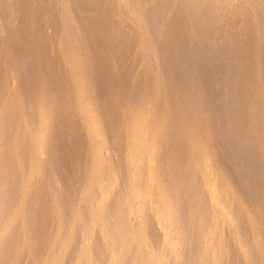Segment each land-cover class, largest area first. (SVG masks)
<instances>
[{
    "label": "rangeland",
    "instance_id": "374dc122",
    "mask_svg": "<svg viewBox=\"0 0 264 264\" xmlns=\"http://www.w3.org/2000/svg\"><path fill=\"white\" fill-rule=\"evenodd\" d=\"M262 65L264 0H0V264H264Z\"/></svg>",
    "mask_w": 264,
    "mask_h": 264
},
{
    "label": "bare ground",
    "instance_id": "6f19581e",
    "mask_svg": "<svg viewBox=\"0 0 264 264\" xmlns=\"http://www.w3.org/2000/svg\"><path fill=\"white\" fill-rule=\"evenodd\" d=\"M153 14H154V13H153ZM153 17H154V16H153ZM156 18H157V17H156ZM192 19H193V18H192ZM216 20H217V19H216ZM155 23H156V22H155ZM155 23H154V24H155ZM193 23H194V22H193ZM196 23H197V22H196ZM154 24H153V25H154ZM156 24H157V23H156ZM194 25H195V23H194ZM197 25H198V24H197ZM195 26H196V25H195ZM199 26H200V25H199ZM153 27H154V26H153ZM190 27H191V26H190ZM250 28H251V27H250ZM165 29H166V28H165ZM191 29H192V28H191ZM200 29H201V27H200ZM204 29H206V28H204ZM220 29H221V27H220ZM198 30H199V29H198ZM155 31H156V29H155ZM203 31H204V30H203ZM211 31H212V30H211ZM219 31H220V30H219ZM246 31H247V30H246ZM252 31H253V30H252ZM159 32H160V31H159ZM165 32H166V31H165ZM205 32H206V31H205ZM170 33H171V32H170ZM192 33H193V32H192ZM200 33H201V32H200ZM206 33H207V32H206ZM206 33H205V34H206ZM252 33H254V32H252ZM168 34H169V33H168ZM195 34H196V33H195ZM166 35H167V33H166ZM199 35H200V34H199ZM104 36H106V35H104ZM160 36H161V35H160ZM192 36H193V35H192ZM198 37H199V36H198ZM168 38H169V37H168ZM192 38H193V37H192ZM202 38H203V36H202ZM95 39H96V38H95ZM108 40H109V39H108ZM194 40H195V39H194ZM104 41H105V40H104ZM114 42H115V41H114ZM195 43H196V42H195ZM195 43H194V44H195ZM99 44H100V43H99ZM173 44H174V43H173ZM232 45H233V44H232ZM204 46H205V45H204ZM204 46H202V47H204ZM262 46H263V45H262ZM130 47H131V46H130ZM104 48H105V47H104ZM115 48H116V47H115ZM193 48H194V47H193ZM211 48H212V47H211ZM216 48H217V47H216ZM170 49H171V48H170ZM118 51H119V50H118ZM209 51H210V49H209ZM209 51H206V52H209ZM193 52H194V51H193ZM200 52H201V51H200ZM203 52H205V51H202V53H203ZM223 52H224V51H223ZM116 53H117V52H116ZM175 53H176V52H175ZM175 53H174V54H175ZM195 53H196V52H195ZM209 53H210V52H209ZM262 53H263V51H262ZM120 54H121V53H120ZM176 54H177V53H176ZM191 54H192V53H191ZM215 54H216V53H215ZM178 55H179V54H178ZM204 55H205V54H204ZM209 55L211 56V54H209ZM209 55L206 54L205 57H206V56H209ZM175 56H176V55H175ZM191 56H192V55H191ZM218 57H219V56H218ZM183 58H184V57H183ZM194 58H195V57H194ZM207 58H208V57H207ZM209 58H210V57H209ZM174 59H175V58H174ZM210 59H211V58H210ZM213 59H214V58H213ZM245 59H246V58H245ZM105 60H106V59H105ZM119 60H120V59H119ZM125 60H126V59H125ZM181 60H182V59H181ZM116 61H117V60H116ZM182 61H183V60H182ZM113 62H114V61H113ZM120 62H121V61H120ZM179 62H180V61H179ZM107 63H108V62H107ZM218 63H219V62H216L215 67L218 65ZM237 63H238V62H237ZM177 64H178V63H177ZM213 65H214V64H213ZM220 65H221V64L218 65V68H220ZM238 65H239V64H238ZM110 66H111V65H110ZM183 66H184V65H183ZM199 66H200V65H199ZM221 66H222V65H221ZM195 67H198V66L196 65ZM201 67H203V64H202ZM208 67H210V66H208ZM178 68H179V67H178ZM206 68H207V65H206ZM223 68H224V67H223ZM93 69H94V68H93ZM95 69H96V68H95ZM133 69H134V68H133ZM174 69H175V68H174ZM181 69H182V68H181ZM181 69H179V70H181ZM196 69H198V68H196ZM211 69H212V67H211L210 69H208V70H211ZM221 69H222V68H220V71H221ZM229 69H230V68H229ZM231 69H233V68H231ZM238 69H239V68H238ZM251 69H252V68H251ZM251 69H250V71H251ZM26 70H27V69H26ZM111 70H113V69L111 68ZM128 70H130V68H129ZM135 70H136V69H135ZM199 70H200V69H199ZM199 70H196L195 73H196L197 71H198V72L201 71V70H200V71H199ZM203 70L205 71V69H203ZM208 70H206V71H208ZM93 71H94V70H93ZM132 71H134V70H132ZM170 71H171V69H170ZM170 71H169V72H170ZM212 71H213V70H212ZM225 71H226V70H225ZM238 71H239V70H238ZM248 71H249V70H248ZM258 71H259V70H258ZM50 72H51V71H50ZM178 72H179V71H178ZM201 72H203V71H201ZM209 72H210V71H209ZM234 72H235V71H234ZM241 72H243V71H241ZM131 73H132V72H131ZM162 73H163V72H162ZM167 73H168V72H167ZM172 73H173V72H172ZM174 73L176 74V72H174ZM180 73L182 74V72H180ZM215 73H216V70H215V72H213V74H215ZM220 73H221V72H220ZM223 73H224V72H223ZM226 73L230 74L231 72H230V73H229V72H226ZM239 73H240V72H239ZM248 73H249V72H248ZM250 73H251V72H250ZM170 74H171V73H170ZM204 74H205V73H203V75H201V73H200L201 76H204ZM206 74H207V72H206ZM209 74L211 75L212 72H210ZM213 74H212V76H213ZM216 74L219 75V72L216 73ZM216 74H215V75H216ZM228 74H227V75H228ZM118 75H119V74H118ZM179 75H180V74H179ZM195 75H196V74H195ZM210 75H209V76H210ZM215 75H214V76H215ZM225 75H226V74H225ZM233 75H234V74H233ZM94 76H95V75H94ZM96 76H97V75H96ZM171 76L173 77L174 75H171ZM177 76H178V74H177ZM180 76H181V75H180ZM182 76H184V75H182ZM192 76H193V75H192ZM212 76H211V77H212ZM223 76H224V75H223ZM229 76H230V75H229ZM229 76L227 77V80L230 79ZM169 77H170V76H169ZM169 77H168V78H169ZM175 77H176V76H175ZM194 77H195V76H194ZM204 77H205V76H204ZM204 77H203V78H204ZM217 77H219V76H217ZM217 77H214V78H216V80H217ZM221 77H222V75H221ZM201 78H202V77H201ZM207 78H208V77H207ZM209 78H210V77H209ZM219 78H220V77H219ZM225 78H226V77H225ZM225 78H220V79H225ZM228 78H229V79H228ZM253 78H254V77H253ZM111 79H112V78H111ZM169 79H170V78H169ZM173 79H175V78H173ZM176 79H178V78H176ZM205 79H206V78H205ZM220 79L218 80L219 82H220V81H223V80H220ZM180 80H181V79H180ZM185 80H186V78H185ZM212 80L215 81V79H211V81H212ZM225 80H226V79H225ZM95 81H96V80H95ZM113 81H114V80H113ZM238 81H239V80H238ZM240 81H241V80H240ZM242 81H243V80H242ZM101 82H102V81H101ZM178 82H180V81H178ZM186 82H188V80H187ZM216 82H217V81H216ZM234 82H235V81H234ZM234 82H233V83H234ZM172 83L174 84L175 81H173ZM211 83H212V82H211ZM227 83H228V81H227ZM229 83H230V82H229ZM180 84H181V83H180ZM182 84H183V83H182ZM184 84H185V83H184ZM189 84H190V83H188V85H186V87L189 86ZM193 84H194V83H192V85H193ZM203 84H204V83H203ZM203 84H202V85H203ZM207 84H208V83H207ZM209 84H210V82H209ZM223 84H226V83H223ZM234 84H236V83H234ZM234 84H233V88H234V86H235ZM33 85H34V83H33ZM93 85H94V84H93ZM192 85H190L189 88L192 87V89H193V86H192ZM210 85H212V84H210ZM216 85L220 86L221 84H220V85H219V84H215V86H216ZM243 85H244V84H243ZM102 86H103V85H102ZM146 86H147V85H146ZM173 86H175V85H173ZM173 86H171V87L173 88ZM195 86H196V85H195ZM212 86H213V85H212ZM212 86H211V87H212ZM221 86H222V85H221ZM224 86H225V85H224ZM224 86H223V87H224ZM98 87H99V86H98ZM118 87H119V86H118ZM148 87H149V86H148ZM175 87H176V86H175ZM177 87H178V84H177ZM177 87H176V88H177ZM180 87H182V86L180 85ZM180 87H178V88L181 89ZM197 87H198V86H197ZM211 87H210V88H211ZM223 87H220L221 92H222V91L224 92V90H222ZM227 87H229V85H228ZM237 87H238V85H237ZM237 87H236V88H237ZM243 87H244V86H242V88H243ZM246 87H247V86H246ZM251 87H252V86H251ZM95 88H96V87H95ZM95 88H94V89H95ZM105 88H106V87H104V89H105ZM115 88H116V87H115ZM210 88H209V89H210ZM213 88H214V87H213ZM230 88H231V87H230ZM230 88H229V89H230ZM244 88H245V87H244ZM254 88H255V87H254ZM32 89H33V87H32ZM108 89H109V88H108ZM182 89H183V87H182ZM184 89H185V85H184ZM218 89H219V87H218ZM229 89H228V91H229ZM237 89H238V88H237ZM248 89H250V88H248ZM110 90H111V89H110ZM110 90H109V91H110ZM115 90H116V89H115ZM145 90L148 91V88L146 87ZM173 90H175V89H173ZM214 90H215V89H214ZM214 90H213V93H214ZM244 90H245V89H244ZM255 90H256V89H255ZM149 91H150V89H149ZM149 91H148V92H149ZM219 91H220V90H219ZM232 91H233V90H232ZM247 91H248V90H247ZM106 92H108V91L106 90V91H105V94H106ZM121 92H122V91H121ZM187 92H189V91H187ZM198 92H199V91H198ZM211 92H212V91H211ZM217 92H218V91H217ZM223 92H222V93H223ZM229 92H230V91H229ZM235 92H236V91H235ZM252 92H253V91H252ZM252 92H251V93H252ZM114 93H116V92H114ZM191 93H192V92H191ZM195 93H196V92H194V94H195ZM209 93H210V92H209ZM231 93H232V92H230V94H231ZM240 93H241V92H240ZM245 93H246V92H245ZM103 94H104V93H103ZM107 94H108V93H107ZM116 94H117V93H116ZM123 94H124V93H123ZM204 94H205V93H204ZM218 94H220V93H218ZM225 94H226V92H225ZM225 94H224V95H225ZM254 94H255V93H254ZM188 95H189V94H188ZM195 95H199V94H195ZM207 95H208V94H207ZM210 95H211V93H210ZM216 95H217V94H216ZM241 95H242V94H241ZM249 95H251V94H249ZM102 96H103V95H102ZM117 96H118V95H117ZM117 96H116V97H117ZM177 96H178V95H177ZM181 96H182V95H181ZM185 96H186V95H185ZM190 96H192V95H190ZM190 96H189V97H190ZM203 96H204V95H203ZM213 96H214V95H213ZM217 96H218V95H217ZM221 96H222V94H221ZM238 96H240V95H238ZM252 96H253V95H252ZM255 96H256V95H255ZM255 96H254V97H255ZM113 97H114V96H113ZM230 97H231V95H230ZM230 97H229V98H230ZM234 97H235V96H234ZM106 98H107V97H106ZM181 98H182V97H181ZM197 98L199 99V97H197ZM206 98H207V97H206ZM212 98H213V97H212ZM216 98H217V97H216ZM218 98H219V97H218ZM241 98H242V97H241ZM244 98H245V96H244ZM258 98H260V97L258 96ZM107 99H108V98H107ZM111 99H112V98H111ZM113 99H115V98H113ZM122 99H123V98H122ZM126 99H128V98H126ZM166 99H167V98H166ZM169 99H170V97H169ZM175 99H176V98H175ZM175 99H173V100L175 101ZM193 99H194V98H193ZM195 99H196V97H195ZM200 99H202V98H200ZM219 99H220V98H219ZM219 99H218V101H219ZM221 99H222V98H221ZM236 99H237V98H236ZM238 99H239V98H238ZM238 99H237V100H238ZM116 100H117V98H116ZM138 100H139V99H138ZM162 100H163V99H162ZM173 100H171L170 103H171V102L173 103ZM179 100H180V99H179ZM202 100H203V99H202ZM204 100H205V99H204ZM222 100H223V101H221V102L223 103V102H224V99H222ZM227 100H228V99H227ZM241 100H242V99H241ZM246 100H247V98H246ZM246 100L244 99V101L247 103L248 101H246ZM109 101L111 102V100H109ZM163 101H164V100H163ZM163 101H162V102H163ZM180 101H181V100H180ZM197 101H198V100H197ZM218 101H217V102H218ZM225 101H226V100H225ZM239 101H240V100H239ZM114 102H115V101H114ZM126 102H127V101H126ZM129 102H130V99H129ZM136 102H137V101H136ZM185 102H186V101H185ZM193 102H194V101H193ZM198 102H200V101H198ZM201 102L203 103V101H201ZM204 102H205V101H204ZM212 102H213V101H212ZM245 102H243V104H244ZM257 102H258V101H257ZM175 103H176V102H175ZM177 103H178V101H177ZM186 103H187V102H186ZM190 103H192V102H190ZM110 104H111V103H110ZM116 104H117V103H116ZM213 104H214V103H213ZM215 104H216V106H218L217 103H215ZM220 104H221V103H220ZM247 104H248V103H247ZM259 104H260V105H259ZM259 104H258V106L261 107V103H259ZM182 105H184V104H182ZM182 105H181V106H182ZM185 105H186V104H185ZM207 105H208V103H207ZM211 105H212V104H211ZM235 105H236V104H235ZM245 105H246V104H245ZM253 105H254V104H253ZM256 105H257V104H256ZM115 106H116V105H115ZM171 106H172V105H171ZM187 106H188V105H187ZM190 106H192V104H190ZM200 106H201V104H200ZM203 106H204V103H203ZM203 106H202V107H203ZM219 106H220V105H219ZM243 106H244V105H243ZM254 106H255V105H254ZM113 107H114V106H112V108H113ZM158 107H159V106H158ZM163 107H164V106H163ZM177 107H178V104H177ZM202 107H201V108H202ZM204 107H206V106H204ZM204 107H203V108H204ZM207 107H208V106H207ZM232 107H233V106H232ZM244 107H245V106H244ZM249 107H250V106H249ZM249 107H248V108H249ZM215 108H216V107H215ZM253 108H254V107H253ZM253 108H252V109H253ZM255 108H256V107H255ZM258 108H259V107H258ZM258 108H257V109H258ZM262 108H263V107H262ZM103 109H104V108H103ZM210 109H211V108H210ZM239 109H240V108H239ZM249 109H250V108H249ZM252 109H251V110H252ZM257 109H256V110H257ZM164 110H165V109H164ZM168 110H170V109L168 108ZM176 110H177V109H176ZM185 110H186V109H185ZM161 111H162V110H161ZM179 111H180V110H179ZM186 111H187V110H186ZM208 111H209V110H208ZM231 111H232V110H231ZM238 111H239V110H238ZM252 111H253V110H252ZM206 112H207V111H206ZM240 112H241V111H240ZM247 112H248V111H247ZM249 112H250V110H249ZM253 112H254V111H253ZM263 112H264V111H263ZM190 113H191V112H190ZM251 113H252V112H251ZM257 113H258V112H257ZM260 113H261V112H260ZM166 114H167V112H166ZM177 114L179 115V113H177ZM180 114H181V112H180ZM184 114H186V113H183L182 116L180 115L181 118L184 117V116H183ZM202 114H203V113H202ZM205 114H208V112L205 113ZM249 114H250V113H249ZM249 114H248V115H249ZM173 115H174V114H173ZM188 115H189V114H188ZM226 115H227V112H226ZM228 115H229V114H228ZM231 115H232V114H231ZM241 115H243V114H241ZM250 115H251V114H250ZM256 115H257V114H256ZM262 115H263V117H264V113H263ZM124 116H125V115H124ZM207 116H208V115H207ZM212 116H213V115H212ZM232 116H233V115H232ZM251 116H252V115H251ZM236 117H237V116H236ZM242 117H244V116H242ZM258 117H259V116H258ZM263 117H261V118L263 119ZM202 118H203V117H202ZM246 118H247V116H246ZM255 118H257V117H255ZM261 118H260V119H261ZM118 119H119V118H118ZM178 119H179V121H180V117H179ZM183 119H184V118H183ZM183 119H182V120H183ZM225 119H226V118H225ZM249 119H250V118H249ZM228 120H229V119H228ZM263 120H264V119H263ZM263 120H262V121H263ZM121 121H122V120H121ZM209 121H210V120H209ZM219 121H220V120H219ZM226 121H227V120H226ZM229 121H230V120H229ZM181 122H182V121H181ZM210 122H211V121H210ZM221 122H222V120H221ZM236 122H238L237 118H236ZM236 122H235V126L237 127V123H236ZM246 122H247V121H246ZM251 122H252V121H251ZM260 122H261V121L258 122V120H257V123H260ZM171 123L173 124V123H174V120H173V122H171ZM223 123H224V122H223ZM230 123H231V122H230ZM230 123H229V125H230ZM262 123H263V122H262ZM211 124H212V123H211ZM224 124H225V123H224ZM232 124H234V123H232ZM248 124H249V123H248ZM250 124H251V123H250ZM263 124H264V123H263ZM105 125H106V123H105ZM178 125H179V124H178ZM181 125H183V124L181 123ZM218 125H219V124H218ZM220 125H221V124H220ZM225 125H226V124H225ZM227 125H228V124H227ZM227 125H226V126H227ZM238 125H239V123H238ZM244 125H245V124H244ZM244 125H243L242 127H244ZM251 125H252V124H251ZM259 125H260V124H259ZM112 126H113V125H112ZM214 126H215V125H214ZM223 126H224V125H223ZM246 126H247V123H246ZM256 126H257V124H256ZM174 127H175V126H174ZM216 127H217V126H215V128H214V127H213V128L216 129ZM236 127H235V130H236L237 132H239L238 129H236ZM239 127L241 128V126H239ZM239 127H238V128H239ZM117 128H118V127H117ZM218 128H220V127H218ZM218 128H217L216 130H218ZM222 128H223V127H222ZM254 128H255V127H254ZM118 129H119V128H118ZM172 129H173V128H172ZM172 129H171V130H172ZM174 129H175V128H174ZM214 129H213V130H214ZM227 129L229 130V128H227ZM243 129H244V128H243ZM249 129H251V127H250ZM255 129H256V128H255ZM255 129H253V131H256V130H257V129L255 130ZM183 130H184V129H183ZM183 130H182V131H183ZM211 130H212V128H211ZM224 130H225V131H224ZM224 130H223V132H226V128H225V126H224ZM239 130H240V129H239ZM245 130H246V128H245ZM173 131H174V130H173ZM173 131H172V132H173ZM241 131H242V130H241ZM251 131H252V130H251ZM85 132H86V131H85ZM168 132H169V131H168ZM175 132H176V130H175ZM221 132H222V129H220V131H219V134H220V135L222 134ZM230 132H231V131H229V135H230ZM244 132H245V131H244ZM246 132H247V131H246ZM173 133H174V132H173ZM176 133H177V132H176ZM214 133H215V132H214ZM217 133H218V131H217ZM227 133H228V132H227ZM169 134H170V133H169ZM171 134H172V133H171ZM219 134H218V135H219ZM244 134H245V133H244ZM254 134H255V133H254ZM254 134H253V135H254ZM256 134H258V132H256ZM256 134H255V135H256ZM174 135H175V134H174ZM220 135H219V136H220ZM229 135H228V136H229ZM237 135H238V134L235 133V139H236ZM247 135H248V133H247ZM253 135L251 134L250 137L252 138ZM222 136L225 137V136H227V135H223V134H222L221 137H222ZM232 136H233V134H232ZM238 136H240V135H238ZM257 136H258V135H257ZM166 137H167V135H166ZM172 137H173V136H172ZM177 137H179V136H177ZM177 137H176V138H177ZM213 137H214V136H213ZM216 137H217V139H218V136H216ZM233 137H234V136H233ZM247 137H248V136H247ZM250 137H248V138H249V139H248L249 142H250V140H252V139L254 140V138L251 139ZM253 137H255V136H253ZM180 138H181V137H180ZM180 138H179V139H180ZM229 138H231V136H230ZM237 138H238V137H237ZM240 138H242V139H240ZM240 138H239L238 141L243 140V136H241ZM245 138H246V137H245ZM170 139H171V138H170ZM215 139H216V138H215ZM225 139H227V137H226ZM176 140H177V139H176ZM181 140L183 141V139H181ZM184 140H185V139H184ZM218 140H221V138L219 137ZM222 140H223V139H222ZM244 140H245V139H244ZM244 140H243V142H240V144H241L240 146H238L239 143H236V144H238L237 146H236V144H235V146H234V144H233V146H234V147H237V149L241 147L240 151H242V153H243L242 156L244 155L243 158H244L245 156H246V158H248V156H249L250 154L248 155L246 152L249 153V150H248L249 146H247V147H248L247 149L245 148L246 150H248V151L245 150V154H244V151L242 150V149L245 147V145H247V144H245L244 142L248 143L246 140H245V141H244ZM258 140H260V139H258ZM164 141H165V139H164ZM170 141H171V140H170ZM216 141H217V140H216ZM226 141H227V140H226ZM226 141H225V143H226ZM231 141L233 142V141H235V140L232 139ZM260 141H261V140H260ZM260 141H259V142H260ZM262 141H263V139H262ZM177 142H178V140L176 141V143H177ZM186 142H187V141H185V143H186ZM220 142H223V141H220ZM228 142H229V141H228ZM256 142H257V141H256ZM167 143H168V142H167ZM171 143H172V142H171ZM176 143H175V144H176ZM178 143H179V142H178ZM183 143H184V141H183ZM183 143L181 142L182 145H183ZM185 143H184V144H185ZM225 143H224V144H225ZM263 143H264V141H263ZM218 144H220V143L218 142ZM228 144H229V143H228ZM228 144H227V145H228ZM243 144H245V145H243ZM248 144H249V143H248ZM252 144H254V142H253ZM256 144H257V143H256ZM258 144H259V143H258ZM172 145H173V144H172ZM172 145H171V146H172ZM178 145H179V144H178ZM185 145H186V144H185ZM185 145H184V146H185ZM230 145H232V143H230ZM249 145H250V144H249ZM260 145H262V143H261ZM263 145H264V144H263ZM173 146H174V145H173ZM176 146H177V145H176ZM179 146H180V145H179ZM179 146H177V147H179ZM243 146H244V147H243ZM252 146H253V145H252ZM224 147H225V146H224ZM255 147H256V146H254V148H255ZM262 147H263V146H262ZM180 148H181V147H180ZM180 148H179V149H180ZM183 148H184V147H183ZM186 148H187V147H186ZM221 148H222V147H221ZM228 148H230V147H228ZM228 148H227V149H228ZM251 148H253V147H251ZM251 148H249V149L251 150ZM256 148H257V147H256ZM260 148H261V147H260ZM169 149H170V148H169ZM176 149H177V148H176ZM181 149H182V148H181ZM227 149H226V150H227ZM233 149H234V148L232 147V150H233ZM235 149H236V148H235ZM258 149H259V148H258ZM258 149H257V150H258ZM167 150H168V149H167ZM229 150H230V149H229ZM262 150H264V148H263ZM172 151H173V150H172ZM175 151H176V150H175ZM183 151H184V150H183ZM238 151H239V149H238L237 151H235V152L237 153ZM240 151H239V157L241 156V155H240ZM251 151H252V150H251ZM254 151H255V149H254ZM224 152H225V150H224ZM224 152H223V153H224ZM228 152H229V151H228ZM228 152H227V153H228ZM255 152H256V151H255ZM177 153H178V152H177ZM177 153H176V154H177ZM185 153H187V152H185ZM225 153H226V152H225ZM233 153H234V150H233ZM252 153H254V152H252ZM262 153H264V151H263ZM262 153H261V154H262ZM167 154H168V153H167ZM170 154H172V153H170ZM170 154H169V155H170ZM188 154H189V153H188ZM219 154H220V153H219ZM234 154H235V153H234ZM246 154H247L248 156H247ZM261 154L259 153V155H258L257 157H261V156H262ZM227 155H228V154H227ZM236 155H237V154H236ZM236 155H235V156H236ZM260 155H261V156H260ZM182 156H183V155H182ZM182 156H181V157H182ZM185 156H186V155H185ZM185 156H184V157H185ZM218 156H220V155H218ZM222 156H223V155H222ZM230 156H231V158H232L233 155H232V154H231V155H228V157H230ZM252 156H253V155H250L249 157L252 158ZM171 157H172V156H171ZM176 157H177V156H176ZM223 157H224V156H223ZM253 157H254V156H253ZM236 158H237V157H236ZM241 158H242V157H241ZM250 158L247 159L248 162H249V161H252V162H254V163L256 164L255 159H254V161H253V159H250ZM262 158H264V157H262ZM176 159H177V158H176ZM226 159L228 160V159H230V158H227V156H226ZM260 159H261V158H260ZM185 160H186V159H185ZM219 160H220V158H219ZM221 160H222V159H221ZM230 160H231V159H230ZM230 160H229V161H230ZM177 161H178V160H177ZM225 161H226V160H225ZM260 161H262V162H260ZM174 162H175V161H174ZM174 162H173V163H174ZM178 162H179V161H178ZM244 162H245V161H244ZM259 162H260V163H264L263 159H262V160H259ZM83 163H84V162H83ZM246 163H247V162H246ZM249 163H250V162H249ZM254 163L250 164L251 166L249 165L248 167L245 165V166L247 167V170L245 169L246 172L248 171V168L250 169V167H251V170H252V165H254ZM186 164H187V162H186ZM191 164H192V163H191ZM228 164H229V163H228ZM243 164H244V163H243ZM173 166H174V165H172V167H173ZM182 166H183V165H182ZM184 166H185V165H184ZM184 166H183V167H184ZM186 166H187V165H186ZM232 166H233V165H232ZM232 166H231V167H232ZM234 166H235V165H234ZM255 166H256V165H254L253 168H254ZM262 166H264V165L262 164ZM262 166L260 165V168L262 169V171H264V169H263ZM191 167H192V166H191ZM229 167H230V166H229ZM238 167H239V166H238ZM243 167H244V166H243ZM86 168H87V166H86ZM173 168H174V167H173ZM178 168H179V166H178ZM181 168H182V167H181ZM181 168H179V169L181 170ZM233 168H234V167H233ZM236 168H237V167H236ZM255 168H256L255 170H257V171L259 172V170L257 169V168H259V167H255ZM243 169H244V168H243ZM171 170H172V169H171ZM177 170H178V169H177ZM177 170H176V171H177ZM183 170H184V169H183ZM192 170H193V169H192ZM235 170H236V169H235ZM237 170H238V169H237ZM237 170H236V171H237ZM241 170H242V169H241ZM241 170H240V171L238 170L239 173L241 172ZM245 170H244V171H245ZM251 170H249L248 172H249V173H252L253 171H255V170L253 169L252 172H250ZM178 171H179V170H178ZM244 171H243L242 175H243V178L247 181L248 177L245 176V175L250 176L251 174L249 175L248 172H247V174H245L246 172H244ZM192 172H193V171H192ZM233 172H234V171H233ZM190 173H191V172H190ZM179 174H180V173H179ZM193 174H194V173H193ZM240 174H241V173H240ZM244 174H245V175H244ZM252 174H254V172H253ZM258 174L260 175V173H258ZM256 175H257V174H256V171H255V174H254V175H251V176H256ZM263 175H264V173H263ZM263 175H262V176H263ZM191 176H192V175H191ZM196 176H197V175H196ZM196 176H194V177H196ZM198 176H199V174H198ZM244 176H245V177H244ZM256 177H257V178H256ZM256 177H255V178H256L257 180L255 179V181H254L253 183L258 184V182H256V181H260V179H263V178H258V177H261V175H260V176L257 175ZM187 178H188V176H187ZM197 178H199V177H197ZM249 178H250V177H249ZM188 179H189V178H188ZM195 179H196V178H195ZM245 180H244V182H246ZM198 181H199V180H198ZM248 181H249V179H248ZM250 181H252V180H250ZM250 181L247 182V184L250 183ZM183 182H185V181H183ZM262 182H263V183H262ZM185 183H186V182H185ZM199 183H200V182H199ZM253 183H252V185H253ZM260 183L264 185V179L261 180ZM181 184H183V183L181 182ZM193 184H196V185H195V186H196V189H195V188H194V189L197 190L196 192H197V194H198V190H200V188L197 187V185H199V184H198L197 182H196V183H193ZM185 185H186V184H185ZM249 185H250V184H249ZM259 185H260V184H259ZM263 185H262V186H263ZM199 186H202V185H199ZM189 188H190V187H189ZM41 189H42V188H41ZM190 189H191V188H190ZM192 189H193V187H192ZM194 189H193V190H194ZM262 189H264V188H262ZM195 190H194V191H195ZM194 191H193V193H194ZM191 192H192V190H191ZM200 192H201V191H200ZM42 193H43V192H42ZM183 199H184V198H183ZM185 199H186V198H185ZM188 199H190V198L188 197ZM187 201H188V200H187ZM187 201H186V203H189L190 200H189L188 202H187ZM183 202H184V201H183ZM190 202H191V201H190ZM194 203H195V201H194ZM196 203H197V202H196ZM204 203H205V202H204ZM192 204H193V203H192ZM192 204H191V205H192ZM182 205H183V204H182ZM186 205H187V204H186ZM179 206H180V205H179ZM183 206H184V205H183ZM188 206H189V205H188ZM200 206H201V205H200ZM181 207H182V206H181ZM205 207H206V204H205ZM184 208H185V206H184ZM190 208H191V207H190ZM192 208H194V207H192ZM202 208H203V204H202ZM207 208H208V207H207ZM182 209H183V208H182ZM209 209H210V208H209ZM200 210H201V208H200ZM185 211L187 212L188 210H185ZM182 212H183V210H182ZM186 212H185V213H186ZM204 212H205V211H204ZM206 212H207V210H206ZM209 212H210V211H209ZM187 213H188V212H187ZM189 213H190V212H189ZM191 213H193V212H192V209H191ZM194 213H195V212H194ZM194 213H193V215H194ZM202 214H203V213H202ZM204 214H205V213H204ZM204 214H203V215H204ZM181 215H182V214H181ZM183 215H184V214H183ZM187 215H188V214H187ZM195 215H196V214H195ZM204 216H205V215H204ZM190 217H191V216H190ZM195 217H196V216H195ZM197 217H198V212H197ZM197 217H196V218H197ZM202 217H203V216H202ZM181 218H183V217H181ZM187 218H188V216H187ZM203 218H205V217H203ZM207 218H208V216H207ZM193 219H194V218H193ZM195 220H196V219H195ZM185 221H187V220H185ZM197 221H198V220H197ZM207 222H208V221H207ZM263 222H264V220H263ZM187 223H188V222H187ZM190 223H191V222H190ZM190 223H189V224H190ZM196 224H197V223H196ZM240 224H241V223H240ZM244 224H246V223H244ZM244 224H242V225H244ZM247 224H248V223H247ZM205 225H206V224H205ZM242 225H240V226H242ZM194 226H195V225H194ZM246 226H247V225H246ZM189 227H190V226H189ZM196 227H197V226H196ZM199 227H200V226H199ZM191 228H192V227H191ZM241 228H242V227H241ZM243 228H245V226H244ZM243 228H242V230H244ZM246 228H247V227H246ZM183 229H185V228H183ZM187 229H189V228H187ZM247 229H248V228H247ZM189 230H190V229H189ZM242 230H241V231H242ZM239 231H240V229H239ZM244 231H245V230H244ZM196 237H197V236H196ZM196 237H194V238H196ZM243 237H244V236H243ZM198 239H199V238H198ZM245 239H246V238H245ZM247 239H248V238H247ZM247 239H246V240H247ZM196 240H197V239H196ZM199 240H200V239H199ZM224 241H225V240H224ZM250 241H251V240H250ZM191 242L194 244L193 241H191ZM195 242H196V241H195ZM226 242H227V240H226ZM226 242H225V243H226ZM231 242H232V241H231ZM231 242H230L229 244H231ZM186 243H187V242H186ZM188 243H189V241H188ZM197 243H198V241H197ZM200 243H201V241H200ZM227 243H228V242H227ZM195 244H196V243H195ZM185 245H186V244H185ZM187 245H188V244H187ZM196 245H197V244H196ZM249 245H250V244H249ZM198 246L200 247V244H199ZM201 246H202V244H201ZM226 246L230 248L229 245L226 244ZM226 246H225V248H227ZM185 248H186V247H185ZM196 248H197V246H193V247L191 248V250H190L189 246L186 248V249H189V250L187 251V252H188L187 255L191 253L190 258H191V256H192L193 252H195V249H196ZM201 248H202V247H201ZM229 248H228V250H229ZM233 248H234V247H233ZM252 248H253V247H252ZM254 248H255V247H254ZM200 250H201V249H200ZM224 250H225V249H224ZM230 250H231V249H230ZM230 250H229V251H230ZM251 250H252V249H251ZM232 251H233V250H232ZM253 251H254V250H253ZM253 251H251V252H253ZM255 251H256V250H255ZM197 252H198V250H197ZM200 252H201V251H200ZM262 252H263V251H262ZM226 253H227V252H226ZM254 253H257V252H254ZM254 253H253V254H254ZM184 254H185V253H184ZM195 254L197 255V253H195ZM253 254H252L251 256H253ZM257 254H258V253H257ZM257 254H255V255H257ZM261 254H262V253H261ZM263 254H264V253H263ZM231 255H233V254H231ZM231 255H230V256H231ZM234 255H236V254H234ZM234 255H233V258H232V259H233L232 261H233L234 263H231V264H237V263H238V258H236V256H238V254H237L235 257H234ZM185 256H186V255H184V259L186 260L187 258H185ZM188 256H189V255H188ZM194 256H195V255H194ZM221 256H222V255H221ZM223 256H225V255H223ZM186 257H187V256H186ZM200 257H201V256H200ZM256 257H257V256H256ZM263 257H264V256H263ZM195 258H196V257H195ZM198 258H199V257H197V261H198ZM242 258H243V257H242ZM226 259H227V258H226ZM229 259H231V258H229ZM249 259H250V258H249ZM251 259H252V258H251ZM256 259H257V258H256ZM256 259H255V262H253V263H255V264H259L258 259H259V261H260L261 258L258 257V259H257V260H256ZM193 260H194V258H193ZM193 260H191V261H193ZM195 260H196V259H195ZM224 260H225V259H224ZM236 260H237V261H236ZM191 261H190V263H191ZM203 261H204V260H203ZM232 261H231V262H232ZM251 261H252V260H251ZM261 261H262V260H261ZM170 262H171V261H170ZM182 262L186 263V261H182ZM187 262H188V261H187ZM194 262H195V261H193V264H194ZM204 262H205V261H204ZM207 262H208V261H207ZM209 262H210V261H209ZM222 262H223V261H222ZM235 262H236V263H235ZM257 262H258V263H257ZM184 263H183V264H184ZM188 263H189V262H188ZM224 263H225V262H224ZM226 263H227V262H226ZM186 264H187V263H186ZM195 264H196V262H195ZM197 264H198V262H197ZM211 264H212V263H211ZM222 264H223V263H222ZM227 264H228V263H227Z\"/></svg>",
    "mask_w": 264,
    "mask_h": 264
},
{
    "label": "water",
    "instance_id": "95a60500",
    "mask_svg": "<svg viewBox=\"0 0 264 264\" xmlns=\"http://www.w3.org/2000/svg\"><path fill=\"white\" fill-rule=\"evenodd\" d=\"M150 7V8H149ZM148 8H147V16H148V13L150 14L149 16H151L152 14H153V12H155V13H157V17H158V28H159V22H160V14L158 13V10H157V8H155V7H151V6H149ZM152 9H154V11H151ZM166 14V13H165ZM171 14V13H170ZM189 14H194L196 17H197V19H198V21H199V23H200V25L201 26H203V28H205L206 27V25H204V23H202V22H204L203 20L206 18V14L204 13V12H201V13H197L196 11H191ZM167 16H169L168 15V13H167ZM175 17H176V15H171V17H170V19L169 20H166L167 21V25H171L172 24V22L171 21H173V19H175ZM185 17H186V15H185ZM184 17V18H185ZM167 18V17H166ZM183 18V19H184ZM150 20H151V18H149ZM148 19V26H149V30H150V32L152 33V35L155 37L156 35H155V33L153 32V26H152V23L150 22V20ZM110 27H112V24H110ZM168 27V26H167ZM176 26H174L173 25V29L175 28ZM206 29H208V27L206 28ZM209 31V30H208ZM210 31L209 32H207V40L205 41V42H203V43H209V41H210ZM248 37V39L246 40V41H250V40H252V38H253V36L252 35H248L247 36ZM254 39V38H253ZM135 40H133V42H134ZM163 41V40H162ZM86 45L87 44H83V47H86ZM262 66H264V65H262Z\"/></svg>",
    "mask_w": 264,
    "mask_h": 264
}]
</instances>
